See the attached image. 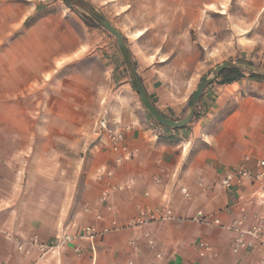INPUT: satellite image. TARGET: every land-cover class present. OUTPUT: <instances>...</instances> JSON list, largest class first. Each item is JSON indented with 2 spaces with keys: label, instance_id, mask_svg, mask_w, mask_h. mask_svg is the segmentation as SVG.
Wrapping results in <instances>:
<instances>
[{
  "label": "crops",
  "instance_id": "crops-1",
  "mask_svg": "<svg viewBox=\"0 0 264 264\" xmlns=\"http://www.w3.org/2000/svg\"><path fill=\"white\" fill-rule=\"evenodd\" d=\"M86 1L124 36L170 119L230 53L264 68V46L247 37L264 0L243 21L231 0ZM124 127L132 158L116 166L107 138ZM258 158L264 80L213 82L192 121L170 129L148 118L98 26L62 0H0V264H260L264 249L232 254L228 226L240 211L261 213L264 193L220 183L255 173ZM109 183L121 189L101 200ZM88 226L107 232L89 242ZM33 239L61 245L42 256Z\"/></svg>",
  "mask_w": 264,
  "mask_h": 264
},
{
  "label": "built area",
  "instance_id": "built-area-1",
  "mask_svg": "<svg viewBox=\"0 0 264 264\" xmlns=\"http://www.w3.org/2000/svg\"><path fill=\"white\" fill-rule=\"evenodd\" d=\"M102 128L104 127L102 126ZM128 132L129 128L124 127L108 135L107 141L109 149L114 156V163L116 166H120L122 163L132 158V153L130 152L127 142ZM254 166L256 168L255 173H251L244 168L229 172L220 182L222 187L229 189L247 182L254 185L261 193H264V159L258 158ZM116 189L118 190L121 188L113 186L110 183L106 185L102 190L101 200H106L111 192ZM182 192H184V190H182ZM170 216L171 211L164 210L160 218L166 219ZM228 229L233 233L231 242L232 254L236 255L242 251H248L254 248L264 249V210L261 213L252 214L240 211L231 221ZM106 232L107 229L97 230L94 226H88L82 237L92 242L95 238L100 237ZM71 239L70 237H64L63 242L70 241ZM31 244L36 247L42 256H45L49 251L61 245V243L55 240L40 242L37 239H33ZM259 263L264 264V258H262Z\"/></svg>",
  "mask_w": 264,
  "mask_h": 264
},
{
  "label": "water",
  "instance_id": "water-1",
  "mask_svg": "<svg viewBox=\"0 0 264 264\" xmlns=\"http://www.w3.org/2000/svg\"><path fill=\"white\" fill-rule=\"evenodd\" d=\"M68 7L75 10L78 14L84 15L92 20L96 26L103 30L114 42L115 47L120 56L123 68L126 72L129 82L132 88L137 94L140 104L151 117V119L164 127L170 129H181L189 124L195 114L199 99L203 91L211 85L219 76L222 71L235 69L242 72L256 75L264 79V68L244 60H224L209 70H207L199 79L192 91L184 114L180 119L173 120L162 115L152 104L149 99L143 84L138 75L136 66L132 60L130 51L128 49L124 36L118 31L111 22L90 2L86 0H62Z\"/></svg>",
  "mask_w": 264,
  "mask_h": 264
},
{
  "label": "rangeland",
  "instance_id": "rangeland-1",
  "mask_svg": "<svg viewBox=\"0 0 264 264\" xmlns=\"http://www.w3.org/2000/svg\"><path fill=\"white\" fill-rule=\"evenodd\" d=\"M254 3H256L255 0L252 1V2L243 1V2H240V3H238L237 0L236 1L235 0H231L230 8L233 10V12L237 13V11H238L240 13L238 17H239L240 21H243V20H246V19H251V17H252L250 15H247V11L244 8H246V6H253ZM257 22L260 23L259 27H256L254 29V31H251V32L247 33V35H248L247 37H248V39H251V37H253V35L257 36L256 38L259 40V44L264 46V15H261ZM232 27L233 26L230 25V28H232ZM246 42H248V41L246 40L245 43ZM257 55L258 54H256L255 58L258 57ZM229 58L230 59H228V60L244 59V57L240 53H238V54H231L230 53L229 54ZM249 59L250 60H248V61H251L252 59H254V57L250 56ZM251 62H253V61H251Z\"/></svg>",
  "mask_w": 264,
  "mask_h": 264
},
{
  "label": "trees",
  "instance_id": "trees-1",
  "mask_svg": "<svg viewBox=\"0 0 264 264\" xmlns=\"http://www.w3.org/2000/svg\"><path fill=\"white\" fill-rule=\"evenodd\" d=\"M82 18H84V20L87 23L95 25V23L92 20H90L88 17L82 15ZM240 60L248 61L245 59H240ZM248 62H251V61H248ZM251 63H253V62H251ZM124 73L126 74L125 70H124ZM245 74H247L249 77L256 79V80H264L263 78L258 77L256 75L248 74V73L242 72L240 70L230 69V70L222 71L214 82L230 83L232 81L239 79L240 77H242ZM147 116L153 122V120L151 119V117L148 114H147Z\"/></svg>",
  "mask_w": 264,
  "mask_h": 264
}]
</instances>
